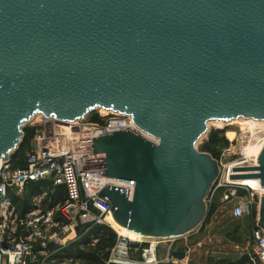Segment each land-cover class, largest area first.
I'll return each instance as SVG.
<instances>
[{
	"label": "water",
	"instance_id": "obj_1",
	"mask_svg": "<svg viewBox=\"0 0 264 264\" xmlns=\"http://www.w3.org/2000/svg\"><path fill=\"white\" fill-rule=\"evenodd\" d=\"M99 109L136 128L92 142L115 221L144 236L191 231L219 175L196 147L208 123L264 120V0H0V160L35 116L67 124ZM256 162L229 179L264 188V143Z\"/></svg>",
	"mask_w": 264,
	"mask_h": 264
},
{
	"label": "built area",
	"instance_id": "obj_2",
	"mask_svg": "<svg viewBox=\"0 0 264 264\" xmlns=\"http://www.w3.org/2000/svg\"><path fill=\"white\" fill-rule=\"evenodd\" d=\"M108 117L105 120L101 117V121L88 126L77 121L64 124L74 134L70 138L64 134L60 141L50 131L59 123L42 118L45 131L42 136H36L39 147L26 154L24 164L14 167L11 158L0 160V264H27L26 258L36 264H48L52 254L78 238L81 227H84L85 233L94 225L106 223L111 206L98 193L108 182L103 186L97 184L105 177L102 175L103 155L93 153V138L112 129L129 127L136 130L128 116L109 113ZM52 140L57 142L56 146H52ZM218 162L219 175L205 198L206 209L212 211L217 190L225 188L221 201L229 205L231 218L240 220L249 214L254 219L249 237L251 250L247 252L249 263L264 264V229L257 225L263 193L258 194L236 182L238 180L229 179V175L233 174L232 168L244 166V163L239 161L223 165ZM41 180L48 182L46 190L33 195L29 208L18 213L14 198H22L30 182ZM121 185L132 191L131 185ZM6 186L10 188L8 193L4 191ZM55 229L59 233H74L75 238L66 242L64 236L54 235ZM181 236H174V239ZM51 244L56 249L50 250ZM132 244V240L117 235L109 260L125 264H177L170 254L171 246L166 257L158 260V242L150 241L142 248L132 247ZM182 247L177 249L183 250ZM132 249L138 250L142 261L130 260ZM183 252L187 256V251Z\"/></svg>",
	"mask_w": 264,
	"mask_h": 264
},
{
	"label": "rangeland",
	"instance_id": "obj_3",
	"mask_svg": "<svg viewBox=\"0 0 264 264\" xmlns=\"http://www.w3.org/2000/svg\"><path fill=\"white\" fill-rule=\"evenodd\" d=\"M109 113H104L99 110L92 112L90 115L84 117L83 119L77 121L79 124L88 126L90 123H95L92 119L95 116H98L100 121L109 118ZM101 116V117H100ZM244 122V121H242ZM264 124V123H262ZM261 123H256L252 129H246L245 132L241 131V127L239 123L234 124H226L224 128V132L220 133L217 132L215 129V125L213 121L209 123L208 130L202 138L198 140L196 143V147L198 151L205 152L202 149V145L204 142L208 141L209 135L211 131H215L219 137L223 138L227 143L222 145L218 144L215 146V150L217 151V160L220 161L223 165H227L232 162H242L244 166H251L254 162V158L256 157L254 154L249 155L250 153L247 151L250 146L252 145H260L263 142L264 138V125ZM24 127H33L35 128V134L32 137L30 144L24 147L23 151V158L26 156L27 153L31 152L32 150L37 149L38 142L36 141V136H42L44 133V126L42 118L37 115L34 118L30 119L23 125L22 132L24 133ZM62 127H69L64 124H55L50 129L51 134L56 138L57 141H60L61 138H64V128ZM73 128V127H71ZM227 131H234L235 135L233 137L228 138L226 135ZM24 135V134H23ZM23 139V136H22ZM21 139V141H22ZM38 139V138H37ZM20 144V143H19ZM18 146L10 153L9 158L12 157L13 152L20 146ZM47 144V143H46ZM52 146H56L57 142L52 140ZM57 149V148H56ZM245 151L248 158L244 157ZM257 160V158H256ZM46 190V185L42 187L41 192ZM226 191L225 188H221L217 190L216 195L217 199L215 202V206L212 208V211L208 213L203 219V221L193 228L191 231L183 234L181 237H169L163 239H155L150 240L151 242H158V246L156 248V259H164L168 252L169 247L171 246L170 254L172 251H187V256L185 255L182 259H177L173 257L177 264H232L235 259L242 255H247V252L251 250V244L249 241L250 237V230L253 225L252 217L249 214H246L244 219L241 218L240 220H236L231 218L229 214V205L221 199L224 196V192ZM254 192L260 194L261 191L254 190ZM25 192V191H24ZM24 195V193H23ZM25 196V195H24ZM19 198L20 202L16 203V210L21 212V202L25 197ZM222 197V198H221ZM31 198L29 199L30 202ZM224 200V199H223ZM30 206V205H29ZM23 213V212H21ZM249 215V216H248ZM67 219L65 218L64 222ZM98 225V224H97ZM100 225V224H99ZM101 225H107L101 224ZM111 227V226H109ZM112 228V227H111ZM113 229V228H112ZM114 230V229H113ZM116 233V231H114ZM54 235H59L60 237L64 236L63 240L67 242L75 238L74 233L66 232V233H59L58 229H55ZM117 234V233H116ZM118 235V234H117ZM148 239H142V241H132L133 243H148L150 241H146ZM73 241V240H72ZM94 241V240H93ZM96 241V240H95ZM186 244V246H184ZM184 246V247H182ZM132 247H136L133 246ZM183 248V250H179L177 248ZM48 253V251H47ZM102 259L104 260L105 264L108 263L104 259V254L102 255ZM130 260L133 261H142V256L138 252V250L132 249L130 252ZM225 261V263H223ZM50 262V261H49ZM71 260H66L62 264H70ZM75 264H81V262L77 261Z\"/></svg>",
	"mask_w": 264,
	"mask_h": 264
},
{
	"label": "trees",
	"instance_id": "obj_4",
	"mask_svg": "<svg viewBox=\"0 0 264 264\" xmlns=\"http://www.w3.org/2000/svg\"><path fill=\"white\" fill-rule=\"evenodd\" d=\"M92 120L94 122L100 121L98 116H95ZM23 131L24 135L22 141H20V146L16 149L15 152H13L11 157V162L14 167H21L24 164V147L30 144L31 139L35 134V128L33 127H24ZM226 143L227 142L223 138L219 137L215 131H211L208 141L203 143L202 149L203 151L211 154V156L217 159L218 155L217 151L215 150V146H217L218 144L224 145ZM45 185L47 186L48 182L42 180L29 183L24 192L25 196L23 195L25 199H23L21 202V212H25L29 208V199L33 195L41 193V189ZM14 201L16 203L20 202L18 198H14ZM83 229L84 227L80 228L78 238L73 241H70L65 247L52 254L50 257V262L48 264H60L66 260H71L70 264H75V262L77 261L81 262V264H105L104 260L102 259V255L105 254L106 251L110 250L115 245L117 240V234L111 227L101 224L92 226L85 233L83 232ZM93 239L96 241L93 242ZM132 245L138 248H142L146 246V243H133ZM54 249H56V247L51 244L50 250ZM52 260H54V262H52ZM223 263H225V261H223ZM232 264L250 263L248 256L242 255L235 259Z\"/></svg>",
	"mask_w": 264,
	"mask_h": 264
},
{
	"label": "bare ground",
	"instance_id": "obj_5",
	"mask_svg": "<svg viewBox=\"0 0 264 264\" xmlns=\"http://www.w3.org/2000/svg\"><path fill=\"white\" fill-rule=\"evenodd\" d=\"M99 111L104 112V113H108V111L103 110V109H99ZM242 121H244V122H242ZM211 122H209V123H211ZM209 123H208V125H209ZM213 123H214V125H215V127L217 129H223V127L226 124L239 123L240 127H241V131L245 132L246 129H248V128L251 130L252 129L251 127H253L256 123H258V124L264 123V120H252V119L245 120V119L239 118L237 120H231V121H213ZM262 125H264V124H262ZM62 128H64V131H66V133H65L66 134V138H70L71 136H73L74 133L71 132L72 130L70 129V127H62ZM86 129H88V128H86ZM91 133H95V131L91 130ZM226 135H227L228 138H231V137H233V135H235V132L234 131H227ZM263 143H264V138H263V142L260 143V145H252V146L249 147V149H247V151L250 154L245 151V154H244L245 158H248L247 154L251 155V153H252V155L254 154L256 156L254 158V162L251 163L252 165H256L257 164L256 158L258 156V153L260 152V149H261ZM106 182H112V181H111V179L103 178V179L99 180L97 182V184L99 183L100 186L101 185L103 186ZM236 182L245 185L246 187L250 188L251 190H253V189L257 190L258 189L259 191H261V193L264 192V188L260 185V182H259V180L257 178H245V179H240V180H238ZM105 222L109 226H111L114 229V231H116V233L118 235H120L122 237H125V238H127L129 240H132V241H136V242L139 241L140 242L144 238L148 239L146 241H150V240L153 241L155 239H160V238L163 239L162 237L144 236V235L138 234V233H136V232H134L132 230H128L126 227L118 224L115 221V219H114L112 214H108L107 215V217L105 218Z\"/></svg>",
	"mask_w": 264,
	"mask_h": 264
},
{
	"label": "crops",
	"instance_id": "obj_6",
	"mask_svg": "<svg viewBox=\"0 0 264 264\" xmlns=\"http://www.w3.org/2000/svg\"><path fill=\"white\" fill-rule=\"evenodd\" d=\"M71 239V238H70Z\"/></svg>",
	"mask_w": 264,
	"mask_h": 264
},
{
	"label": "flooded vegetation",
	"instance_id": "obj_7",
	"mask_svg": "<svg viewBox=\"0 0 264 264\" xmlns=\"http://www.w3.org/2000/svg\"><path fill=\"white\" fill-rule=\"evenodd\" d=\"M244 219V218H243Z\"/></svg>",
	"mask_w": 264,
	"mask_h": 264
}]
</instances>
